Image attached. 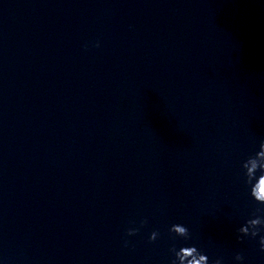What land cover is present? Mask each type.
I'll use <instances>...</instances> for the list:
<instances>
[{
	"label": "clouds",
	"instance_id": "clouds-1",
	"mask_svg": "<svg viewBox=\"0 0 264 264\" xmlns=\"http://www.w3.org/2000/svg\"><path fill=\"white\" fill-rule=\"evenodd\" d=\"M96 47H99L98 43L96 44ZM261 142H264V140H262ZM251 158L252 157H249V159ZM244 176L246 178L245 183L249 185L250 187V196H252V192H253L255 185L258 182H260L262 179H264V166H257L256 172L251 177H249L247 173H245ZM253 199L257 204H259V201H256L254 197ZM256 212L260 220V225L258 227V230L254 234L250 235V237L256 238L257 236H259L260 251L264 252V235H260V233L264 231V215L258 214V213L264 212V209L257 208ZM174 229L176 230L174 231ZM137 231H138L137 229H129L127 232V235L129 236L135 235ZM238 231L239 233H241L243 230L239 228ZM169 232L174 234V237H173L174 239L176 237L183 238L184 240L190 239V233H189L188 228L182 224H173L170 227ZM158 236H159V233L157 231H153L149 236V241L150 242L155 241ZM242 236H248V235H242ZM127 246H128V242L125 241V247ZM170 251L174 257L173 259H171L170 264H185L187 257L192 255L193 253H195V255H192V260H195L196 257L198 256L200 258L206 257L208 258V261H209V257L206 254L202 253L195 245H185L179 248L173 246L170 249ZM235 259L237 261H242L244 257L243 255L238 253L235 256ZM187 264H191V261H187ZM211 264H222V261L221 259H215L211 262Z\"/></svg>",
	"mask_w": 264,
	"mask_h": 264
}]
</instances>
